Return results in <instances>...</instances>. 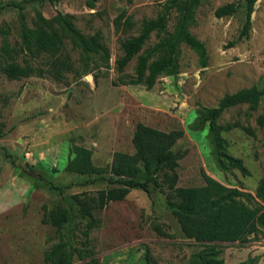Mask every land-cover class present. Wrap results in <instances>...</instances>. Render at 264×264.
<instances>
[{
    "label": "rangeland",
    "instance_id": "obj_1",
    "mask_svg": "<svg viewBox=\"0 0 264 264\" xmlns=\"http://www.w3.org/2000/svg\"><path fill=\"white\" fill-rule=\"evenodd\" d=\"M7 1L0 0V4ZM163 1L57 0L26 4L28 25H32L34 9L38 8L46 17L56 11L71 14L84 34L98 30L109 50L110 64L106 68L99 65L85 75L65 72L60 80L47 74L9 79L0 69V264H43L45 251L61 240L54 226L41 222L43 205L49 209L62 196L84 191L92 195L111 186L104 181L80 184L85 176L64 169L72 145L89 148L93 164L108 170L113 152L134 151L131 138L138 122L164 131L183 130L173 145L183 153L178 159L176 185L203 184L200 171L204 169L224 185L249 193L251 205L264 208V199L255 195L258 180L264 175V124L257 121L258 116H264V95L255 110L240 103L224 110L218 119L219 123L239 122L221 135L227 152L242 158L247 174L236 168L219 169L210 153L207 126L192 128L201 106H215L224 93L264 84V0L255 1L248 36L241 38L237 37L244 21L245 0H202L189 30L205 45L206 66L201 67L196 53L181 44L176 77L159 75L149 89L141 84H123L120 77L133 75L136 58L117 72L114 59L120 54L119 41L136 34L142 19L155 17ZM231 1L238 4L233 14L214 15L215 7ZM121 11L132 22L127 30L114 23ZM173 22L174 13L168 21L169 31ZM0 27L7 30L5 34L0 31V47L3 36L10 44L18 43L16 9H0ZM156 39L152 32L144 46ZM70 53L75 60L77 52ZM5 60L0 50V67ZM31 64L46 66L45 58H34ZM48 181L71 185L58 194ZM93 215L97 223L88 238L82 234L84 219L75 213L67 222L64 238L73 247L71 264H82L79 254L87 251L99 264H187L190 254L203 247V243L184 235L165 203L164 193L159 191L148 196L133 188L123 199L93 210ZM216 248L226 264L248 256H257L256 264H264V230L248 235L245 241L217 242Z\"/></svg>",
    "mask_w": 264,
    "mask_h": 264
},
{
    "label": "trees",
    "instance_id": "obj_2",
    "mask_svg": "<svg viewBox=\"0 0 264 264\" xmlns=\"http://www.w3.org/2000/svg\"><path fill=\"white\" fill-rule=\"evenodd\" d=\"M50 3L57 0H10L0 4V9L10 7L17 10L19 41L10 44L3 36L1 52L6 56L1 71L9 79H19L30 75L43 77L46 74L60 80L65 72L72 71L85 75L101 65L109 67L110 53L102 41L101 33L95 30L91 34L81 32L73 22V16L56 11L46 17L38 8L34 9L32 25H28L24 8L28 2ZM202 0H164L157 15L144 18L138 32L119 41L120 54L114 59L117 72H122L128 62L135 57L133 75L120 77L123 84H141L149 89L159 75L176 77L179 73L180 45L193 50L201 67L206 66L207 53L204 43L190 30L194 21L195 9ZM256 0H245L244 21L237 38L247 37L251 26V13ZM92 6L93 3H89ZM238 7L235 1L215 7L217 17L231 15ZM174 13L172 30L167 29L168 21ZM116 26L122 30L131 27L130 17L121 11L114 19ZM5 34L7 30L0 27ZM154 32L156 40L144 46L150 34ZM71 51L77 52V58L71 57ZM21 56V61L17 58ZM44 57L46 66L33 65L31 60ZM264 95L261 87L251 85L233 92L224 93L217 104L212 107L201 106L192 124L194 130L207 126V140L210 153L219 169L236 168L242 174L248 169L242 158L226 150V140L222 131H229L239 126V122L219 123L218 119L227 108L246 103L249 110H255ZM258 124H264V116L257 118ZM247 132L252 130L243 127ZM182 129L164 131L138 122L132 134V153L113 152L108 170L97 167L91 160V150L83 145L74 144L71 156L64 169L85 178L80 184L104 181L109 187L96 190L95 194L82 192L61 197L60 202L49 209L43 205L42 223H49L60 233L57 243L45 251L43 264H71L73 247L64 238V229L72 215L76 213L85 220L83 236L88 238L90 230L97 219L93 210L103 208L109 201L121 200L127 193L137 188L148 196L154 191L164 193L165 203L178 221L187 238L203 243V247L192 252L187 264H226L219 256L217 242L245 241L250 234L264 230V208L251 205L252 196L237 187H229L210 176L201 169L203 184L195 186H178V159L183 155L173 149V145L182 136ZM2 133L0 132V138ZM1 146V145H0ZM5 155L9 156L5 151ZM71 183L57 185L48 181V186L63 194ZM255 195L264 199V175L258 180ZM155 229L164 234L158 225ZM82 264H99L97 257L90 251L79 254ZM257 256H248L234 264H256Z\"/></svg>",
    "mask_w": 264,
    "mask_h": 264
}]
</instances>
